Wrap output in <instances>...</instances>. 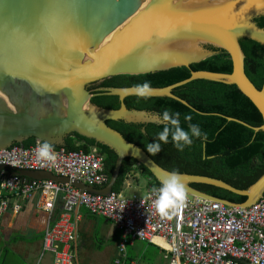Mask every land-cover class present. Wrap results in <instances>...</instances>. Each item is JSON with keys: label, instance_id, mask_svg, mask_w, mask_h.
Segmentation results:
<instances>
[{"label": "water", "instance_id": "95a60500", "mask_svg": "<svg viewBox=\"0 0 264 264\" xmlns=\"http://www.w3.org/2000/svg\"><path fill=\"white\" fill-rule=\"evenodd\" d=\"M144 4L145 0H0V150L31 138L63 147L68 136L77 134L117 155L105 188L71 182L82 192L111 194L126 158L137 161L160 183L171 171L107 124L161 126L160 115L127 108L126 98L137 96L133 87L90 88L119 75L190 68L219 50L230 56L231 73L191 71L186 80L152 87L149 98L166 97L193 109L174 90L197 80L234 85L259 110L263 125L226 120L256 133L264 131V86L259 90L246 74V55L240 44L249 39L264 47V28L255 22L264 10H257L256 0H150L143 8ZM100 96L118 97L120 107L107 109L92 103ZM19 173L30 179L70 182L47 172ZM182 174L190 200L249 208L264 196V174L246 190L212 177ZM192 184L211 185L245 196L246 201H223Z\"/></svg>", "mask_w": 264, "mask_h": 264}, {"label": "built area", "instance_id": "2783aa9c", "mask_svg": "<svg viewBox=\"0 0 264 264\" xmlns=\"http://www.w3.org/2000/svg\"><path fill=\"white\" fill-rule=\"evenodd\" d=\"M36 146L0 150V219L5 213L21 212L29 202L47 214L39 261L49 253L52 264H77V211L85 208L123 232L113 264H128L127 243L136 239L163 249L169 264H264V196L249 208L186 197L165 217L156 212L153 188L145 196L127 197L82 192L72 185L77 181L100 189L107 186L105 157L97 148L89 153L55 149L56 159L47 161L37 157ZM23 170L51 173L70 182L30 179L19 173ZM59 204L62 210L56 214Z\"/></svg>", "mask_w": 264, "mask_h": 264}, {"label": "trees", "instance_id": "16d2710c", "mask_svg": "<svg viewBox=\"0 0 264 264\" xmlns=\"http://www.w3.org/2000/svg\"><path fill=\"white\" fill-rule=\"evenodd\" d=\"M255 22L259 27L264 28V16L255 19ZM240 44L246 55V74L261 90L264 86V47L249 39L240 40ZM229 58L225 51L219 50L216 55L190 68L177 67L143 75H119L95 84L90 90L94 91L100 87H133L145 80L151 81V87H167L188 79L191 71L199 70L231 73L232 61ZM174 94L185 100L193 109L166 97L143 99L131 96L126 98L125 104L128 109L146 110L159 115L164 109L179 112L181 127L185 129L188 128L189 122L184 120V116L191 115V123L199 124L202 131L207 133L206 140L194 138L191 146L179 151L173 146L170 136L168 143L161 142V151L152 156L147 152L145 145L154 141L155 135L162 131L164 125L127 124L124 121H109L107 124L120 132L128 141L141 147L166 170L178 169L181 173L212 177L240 190L252 186L264 174V131L256 133L251 128L229 122L226 118H235L252 127H261L263 118L256 106L236 86L205 80H197L178 88L174 90ZM92 103L107 109L120 107L119 98L116 96L96 97L92 99ZM143 128L146 130L145 134L142 132ZM36 143V140L31 138L22 145H16L30 147ZM60 148L85 153L97 148L105 157V172L110 179L117 160V155L110 148L77 134L68 136L63 147L55 146V149ZM137 170L150 179L151 188L159 187L157 180L145 167L132 158H126L113 191L123 192L127 178ZM192 187L223 201L236 204H243L246 201L245 196L211 185L192 184ZM55 212L57 214L61 210ZM126 260L128 264L133 263L128 256Z\"/></svg>", "mask_w": 264, "mask_h": 264}, {"label": "crops", "instance_id": "0c3cea01", "mask_svg": "<svg viewBox=\"0 0 264 264\" xmlns=\"http://www.w3.org/2000/svg\"><path fill=\"white\" fill-rule=\"evenodd\" d=\"M141 183L140 179H127L124 194L140 195L137 193ZM56 209L62 210L61 205ZM77 212L80 216L77 264H113L124 238L123 232L110 220L91 215L85 208ZM46 226L47 214L38 211L33 202L26 203L21 212L5 213L0 219V264H52L51 255L47 261H38ZM127 254L135 264H169L166 252L148 241H129Z\"/></svg>", "mask_w": 264, "mask_h": 264}, {"label": "clouds", "instance_id": "9594fccd", "mask_svg": "<svg viewBox=\"0 0 264 264\" xmlns=\"http://www.w3.org/2000/svg\"><path fill=\"white\" fill-rule=\"evenodd\" d=\"M255 6L258 11L264 10V0H256ZM133 89L138 97L148 99L152 92L151 81L145 80L142 83H137L133 85ZM180 115L179 112H172L169 109L162 111L160 119L164 123V127L162 131L155 135L153 142L145 145L150 155L154 156L159 153L161 151V142L168 143L170 136L173 146L179 151L191 146L194 138L207 139V133L202 131L199 124L191 123V115L184 116V120L189 122L188 128L181 127ZM35 151L39 159L47 161L56 159L55 146L47 140L38 141ZM182 175L178 169H173L160 180L159 187H153L152 192L156 196L155 209L161 216H168L170 208L182 206L185 202L187 188L183 183ZM121 193L124 194V192Z\"/></svg>", "mask_w": 264, "mask_h": 264}, {"label": "rangeland", "instance_id": "374dc122", "mask_svg": "<svg viewBox=\"0 0 264 264\" xmlns=\"http://www.w3.org/2000/svg\"><path fill=\"white\" fill-rule=\"evenodd\" d=\"M138 175L140 176V177H138ZM127 179H131V181H135V180H138V179H140L141 180V185H139V188H138V191H140V192H138L137 194H140L141 196H144V195H146V193H147V190H148V187H150V179L148 178V177H146V176H142V174H141V171H139V170H137V171H134V174H133V176L132 177H128ZM141 187H144L143 188V190H142V188ZM132 192H129L128 193V197L129 196H131L132 194H131ZM42 240H43V238H42ZM42 250V249H41ZM50 254L48 253V254H46L45 256H44V261H47L48 259H49V256ZM40 257H41V253H40V256H39V259H40ZM39 261V260H38ZM91 264H95L94 262L93 263H91Z\"/></svg>", "mask_w": 264, "mask_h": 264}, {"label": "bare ground", "instance_id": "6f19581e", "mask_svg": "<svg viewBox=\"0 0 264 264\" xmlns=\"http://www.w3.org/2000/svg\"><path fill=\"white\" fill-rule=\"evenodd\" d=\"M150 0H145V4L143 6V8L147 5V3L149 2Z\"/></svg>", "mask_w": 264, "mask_h": 264}]
</instances>
